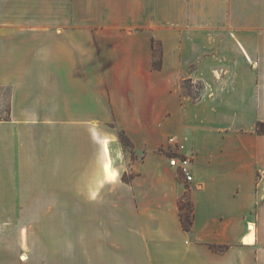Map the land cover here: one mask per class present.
I'll return each instance as SVG.
<instances>
[{
  "label": "crops",
  "instance_id": "0c3cea01",
  "mask_svg": "<svg viewBox=\"0 0 264 264\" xmlns=\"http://www.w3.org/2000/svg\"><path fill=\"white\" fill-rule=\"evenodd\" d=\"M122 2L112 20L107 5L0 0V172H115L87 202L117 211L53 225V264H264V0ZM171 137L190 182L168 164ZM27 231L0 224V264L34 263Z\"/></svg>",
  "mask_w": 264,
  "mask_h": 264
},
{
  "label": "rangeland",
  "instance_id": "374dc122",
  "mask_svg": "<svg viewBox=\"0 0 264 264\" xmlns=\"http://www.w3.org/2000/svg\"><path fill=\"white\" fill-rule=\"evenodd\" d=\"M68 1L70 2L71 0ZM74 3L83 6L94 4L96 8L100 5H107L110 7L112 20H118V8L123 2L122 0H74ZM129 3V0H127L128 5ZM184 85L189 89L191 87L193 89L199 88V85H192L189 82H185ZM6 99L7 89L1 88L0 122L8 119ZM6 132V125H0V137L1 135L5 136ZM126 151L128 152V150ZM21 164L19 162L20 167ZM95 165L96 167L92 172L73 175L70 172L57 171H51L49 173L17 172L15 174L0 172V218H4V220H0V224L8 225L9 227L16 226L24 230L29 228L31 232L28 234L27 231V240L30 241V244L26 247L24 242L23 252L20 256L21 260L22 255L26 254L36 264H38V260L39 262L43 261L45 264H53L54 253L52 252L55 248L54 237L56 234L59 235L53 225L70 224V219L76 214L117 211V207L112 203L103 204L100 201L99 203L88 204L87 202L88 194L102 197L103 189L100 187L97 189V186H101L100 181L104 177H113L115 175V172L109 167L108 163L105 164V170L107 172L105 174L107 176L101 171V166L97 161ZM132 175L130 173L125 176L123 175L122 180L126 181ZM76 176L78 178L74 181ZM11 179L17 180L15 181V185H18V188L20 187L19 189L14 190L10 188L11 182H14ZM105 191L107 192V190ZM72 193L76 195H73V199L71 197ZM45 196L47 199L42 198ZM15 201L24 203H15ZM16 214L19 215L14 217ZM26 218H30V220ZM52 218L58 220H52ZM60 218L62 220H59ZM40 234L43 235V242L41 243L39 241ZM8 238L11 239V237Z\"/></svg>",
  "mask_w": 264,
  "mask_h": 264
},
{
  "label": "trees",
  "instance_id": "16d2710c",
  "mask_svg": "<svg viewBox=\"0 0 264 264\" xmlns=\"http://www.w3.org/2000/svg\"><path fill=\"white\" fill-rule=\"evenodd\" d=\"M153 66H154V68L159 69L160 68V61H158V60L154 61ZM184 88L188 91V93H190V95L192 96L194 101L199 99V90L201 89L200 85H199V88H196L194 95L191 93V91H190L191 89L187 88L185 85H184ZM119 139H120V143H121L122 147L124 149L128 150L131 157H134V153L132 151V144H131L129 138L127 137V135L125 134L124 131H120ZM131 177H128L125 182H128L129 178H131ZM179 209H180V219L182 222V226L184 227L185 230H190L192 223H193V204H192V201L190 200L189 191L187 189L184 193L182 200L179 203ZM211 248L213 250L219 251V252H222L225 250V247H222V246L212 245Z\"/></svg>",
  "mask_w": 264,
  "mask_h": 264
},
{
  "label": "built area",
  "instance_id": "2783aa9c",
  "mask_svg": "<svg viewBox=\"0 0 264 264\" xmlns=\"http://www.w3.org/2000/svg\"><path fill=\"white\" fill-rule=\"evenodd\" d=\"M166 144L173 147L167 157L169 166L176 169L186 182H190L192 180V156L184 154V144L174 137L168 138Z\"/></svg>",
  "mask_w": 264,
  "mask_h": 264
},
{
  "label": "bare ground",
  "instance_id": "6f19581e",
  "mask_svg": "<svg viewBox=\"0 0 264 264\" xmlns=\"http://www.w3.org/2000/svg\"><path fill=\"white\" fill-rule=\"evenodd\" d=\"M25 258H24V256H22V260H24Z\"/></svg>",
  "mask_w": 264,
  "mask_h": 264
}]
</instances>
